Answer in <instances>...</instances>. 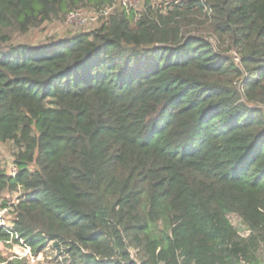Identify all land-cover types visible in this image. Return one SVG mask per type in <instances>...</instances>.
Masks as SVG:
<instances>
[{"label":"trees","instance_id":"obj_1","mask_svg":"<svg viewBox=\"0 0 264 264\" xmlns=\"http://www.w3.org/2000/svg\"><path fill=\"white\" fill-rule=\"evenodd\" d=\"M144 1L0 0V194L17 193L0 242L60 264H264V0ZM82 7L112 10L11 41Z\"/></svg>","mask_w":264,"mask_h":264},{"label":"rangeland","instance_id":"obj_2","mask_svg":"<svg viewBox=\"0 0 264 264\" xmlns=\"http://www.w3.org/2000/svg\"><path fill=\"white\" fill-rule=\"evenodd\" d=\"M116 1V0H115ZM185 0H151V2L155 6H163L168 3H177ZM145 1L140 0L135 8L139 10L144 6ZM75 13L77 16H74L72 20L68 19V15L66 18L55 19L53 21L46 22L42 24L40 27L31 30L27 34H14L12 38L13 44H25L33 47L45 45L49 42H54L59 39L68 38L78 32L90 31L98 28L102 22L99 18V14L94 9L89 7H82L77 10ZM200 21H203L200 18ZM195 30H200L205 32L204 35L208 38L214 39L205 27L200 24H195L193 27ZM234 57L235 62L237 61V56L234 51L231 52ZM13 145L11 143H0V160L2 161V167L6 173H12L15 168L11 165L13 160ZM17 193L8 194L3 192L0 194V202L6 203L8 207V212L3 214V219L5 223H9L12 220L13 210L12 206L16 203ZM11 210V211H10ZM234 225H239V222L234 218ZM0 257L5 259L6 261L15 260L18 258L20 260V264H60L62 258H59L55 254L50 253L49 251L40 253L38 255H33L27 252V250L23 247L12 242L9 245H4L0 243Z\"/></svg>","mask_w":264,"mask_h":264},{"label":"built area","instance_id":"obj_3","mask_svg":"<svg viewBox=\"0 0 264 264\" xmlns=\"http://www.w3.org/2000/svg\"><path fill=\"white\" fill-rule=\"evenodd\" d=\"M140 0H116L117 3H121L124 7L126 8H135L136 5L139 3ZM112 8L107 7L105 10L102 11V13L98 12L99 15L103 14V15H107L109 12H111ZM74 16H77L75 13H69L68 14V19L72 20V18ZM15 173V171H12V175ZM6 212V209L1 210L0 211V218L3 216V214ZM1 226H5V222L1 221L0 222ZM1 243V242H0ZM8 243V242H6ZM10 243V242H9ZM20 247H23L27 250L28 253H30V249L27 247L23 246V243L20 241V243L18 244Z\"/></svg>","mask_w":264,"mask_h":264}]
</instances>
